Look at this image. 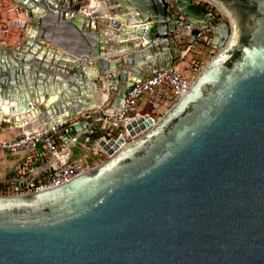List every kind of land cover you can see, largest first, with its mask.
Here are the masks:
<instances>
[{"label":"water","instance_id":"95a60500","mask_svg":"<svg viewBox=\"0 0 264 264\" xmlns=\"http://www.w3.org/2000/svg\"><path fill=\"white\" fill-rule=\"evenodd\" d=\"M11 1L25 12L26 44L11 65L0 60V85L17 91L21 73L28 83L25 98L0 99L16 104H1L0 124L29 134L66 122L55 135L60 152L39 147L28 181L60 168L78 145L106 159L55 188L0 194V264H264V0H202L219 23L192 0ZM51 21L75 47L52 38ZM201 30L216 54L154 124L133 123L143 133L115 152L122 141L105 142L106 115L143 77L173 66ZM40 44L61 52L56 68ZM35 69L72 81L78 96L61 95L67 80L30 82Z\"/></svg>","mask_w":264,"mask_h":264},{"label":"built area","instance_id":"2783aa9c","mask_svg":"<svg viewBox=\"0 0 264 264\" xmlns=\"http://www.w3.org/2000/svg\"><path fill=\"white\" fill-rule=\"evenodd\" d=\"M7 12L16 16L14 20L9 22L10 28L24 32L28 21L22 7L14 3L11 0H7ZM203 35V31H199L196 35V39H200ZM190 46L187 47V51L180 59H184L189 51ZM178 60L173 66L156 71L142 78V80L135 84V86L126 91L124 102L122 107L113 114L106 115L104 124L108 129V137L105 138V142L108 140H121V145L115 151L121 150L124 146L134 140L139 134L134 133L135 127L133 123L137 122L140 118H149L154 124L158 117H151L148 114H140L137 112V107L143 96H151L149 98L148 105L152 109H161L163 112L172 106L177 100L180 99L190 88L192 80L197 72L200 70L201 65L197 61H191L189 66V72L184 73L180 70V66L177 64ZM192 72V73H191ZM66 125V122L61 121L47 128L39 129L29 134H21L10 140L0 141V152H35L39 147H42L46 154L56 156L61 148L55 141V135L60 128ZM134 133V136L131 135ZM94 155L101 153L106 157L105 152L99 148H93ZM88 157L86 156L85 159ZM97 165V164H96ZM29 162H25L19 170L20 175H26ZM95 166V165H94ZM90 166L88 160L87 164L83 165V161H71L66 162L57 170L52 173L46 174L42 179L37 180L35 183L32 181L26 182L25 190L14 188L16 193L21 192H39L50 188H55L63 184L69 183L72 179L79 176L82 172L94 167Z\"/></svg>","mask_w":264,"mask_h":264},{"label":"crops","instance_id":"0c3cea01","mask_svg":"<svg viewBox=\"0 0 264 264\" xmlns=\"http://www.w3.org/2000/svg\"><path fill=\"white\" fill-rule=\"evenodd\" d=\"M47 22L49 23L50 20H48ZM8 24L9 23H5L3 25L2 29L4 32V36L0 37V38H2V40L0 39V60H1V63L5 66H6V64L11 65L10 63L15 62L14 59L16 58V56L18 54H20L19 50H16L17 47L25 48V44H26V42L23 41V39H22L25 32L12 30V28H10L8 26ZM47 27L50 28L53 39H56L57 36H59L60 38L64 37V38L69 40L68 45L74 46V47L76 46V41L73 40L74 39L73 34L71 33V31L69 29L64 28V27H59L58 25L55 24L54 21H51V25L47 26ZM95 30H96V28H95ZM85 32L87 33L88 30H85ZM96 33L98 35V32H96ZM46 37L50 38L48 33H47ZM40 45L42 46L40 49H42V51L45 50L43 52L45 54L44 55V57H45L47 55L49 49H50V46L47 44H45V45L40 44ZM45 48H47V49H45ZM50 50H53V49H50ZM38 53L39 52H37L36 55ZM57 53H61V52L54 49L53 54H51L52 57L48 56L51 59L50 61H47V64L49 66L54 65V67L56 68V61L54 60V58L55 59L57 58L56 57ZM3 56H4V58H2ZM24 56H26V54ZM39 58L41 59V57H39ZM44 60H45V58H42V61H44ZM11 71L12 70H10L9 73ZM31 73L28 74V77L30 78V80H29L30 82H31L32 76H34L33 81L42 83L48 89L50 87L59 88L63 84V82L67 80V84L65 85L66 86L65 90L63 91V93L61 92V95H63L64 93H68L69 96H70V94H72L73 98L75 95L78 96V93L76 92V90H77L76 85L72 81H69L65 77H62L61 75L53 73L49 69L46 70L45 73H41V71H39L37 69H35L34 73H32V74ZM50 73H52V74H50ZM25 76H27L25 73H21V74L17 75V77H19V79L17 81L23 80V82L20 84V86L16 87L17 91H12L13 86H9V85H6V86L3 85L2 86V85H0V99L5 97V96L11 95L12 92H15L14 96H16L18 98H25L26 97L25 92L27 89V86H25V85H27V83H28V81L23 78ZM42 84H39V85H42ZM32 90L34 92V89H32ZM60 98H64V96H60ZM110 98H113L112 93H111ZM149 98H153V97L148 96V95L143 96V98L141 99V101L139 102L138 107H137L138 113L143 108V106L148 105ZM22 131L23 130L19 129V128L2 129L0 127V141L10 140V139H12L18 135H21ZM55 141H56L57 145L60 147V143H61L60 140L57 137H55ZM79 151L81 153H79L78 155H75L72 153V155L69 156V162L77 161V159H79L81 157L85 158L87 156L88 157L87 160H88L90 166H94V165L98 164L95 160H98V157L101 154L97 153L94 155L92 150H90L88 148H84L82 145L80 146ZM36 156H37V150L35 152H32V153L0 152V180H3V182L7 183L6 184L7 186H10L9 189L11 192H15L14 191L15 185L18 186L20 184H24V183L28 182V180L30 179L28 172L26 173V175L22 176L19 174V170L25 162H29V166H30V164L32 163L33 159ZM40 169H38V170H40ZM36 172H38V171H36ZM44 176L41 177V176L36 175L35 178H36V180H40Z\"/></svg>","mask_w":264,"mask_h":264},{"label":"rangeland","instance_id":"374dc122","mask_svg":"<svg viewBox=\"0 0 264 264\" xmlns=\"http://www.w3.org/2000/svg\"><path fill=\"white\" fill-rule=\"evenodd\" d=\"M194 3L199 4L203 10L205 12H213L215 15V22L219 23L223 20H225V18L219 14L211 5H209L208 3H205L202 0H192ZM7 0H0V37L4 36V32H3V25L5 23H9L12 20H14L16 18L15 15L13 14H9L7 12ZM12 30H16L13 29ZM19 31V30H16ZM203 31V35L201 36L200 39H196L194 43L190 44V48L189 51L187 53V55L185 56L184 59H180L178 60V65L180 66V70L184 73H188L189 72V66L191 61H197L198 63H200L201 67L203 65L206 64V62L208 60H210V58H212L216 52L218 51V48L215 47L214 45H212L211 40H212V34L208 31L205 30H201ZM21 32V31H20ZM2 40V38H0ZM182 47L187 48L188 44H183ZM192 73V72H191ZM151 107L146 105L143 106V108L139 111L140 114H148L151 117H160V115L163 113V110L161 109H150ZM0 127L2 129H6V125L5 123H1ZM107 133H109V131H106ZM107 138V137H106ZM83 142V137H81L79 139V144H81ZM80 146V145H78ZM74 147L72 150V153L75 155H78L79 153H81L80 147ZM93 151V150H92ZM10 153V152H8ZM101 154V153H99ZM106 159V157L104 155H99L98 160H95L98 164L103 162ZM82 160L83 161V165L87 164V159L81 157L79 159H77V161ZM93 162V161H92ZM7 183L3 182V180H0V194H13L16 192H11L10 191V186L6 185Z\"/></svg>","mask_w":264,"mask_h":264},{"label":"bare ground","instance_id":"6f19581e","mask_svg":"<svg viewBox=\"0 0 264 264\" xmlns=\"http://www.w3.org/2000/svg\"><path fill=\"white\" fill-rule=\"evenodd\" d=\"M91 4H93V2H91ZM47 30L50 31V28L47 27ZM1 104H3V103L0 102V107H1ZM15 105L16 104L14 102H10L9 103V102L5 101L4 104H3L2 109L6 112L7 111V107H9V106H15ZM9 114H12V113H10V111H9ZM115 142H117V141H115ZM120 145H121V143H120ZM117 149H118V147H117Z\"/></svg>","mask_w":264,"mask_h":264}]
</instances>
